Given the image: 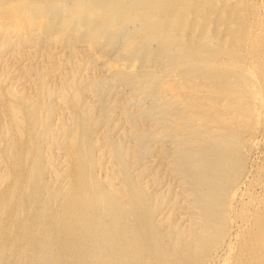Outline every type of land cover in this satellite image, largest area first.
Returning a JSON list of instances; mask_svg holds the SVG:
<instances>
[{
	"label": "rangeland",
	"instance_id": "1",
	"mask_svg": "<svg viewBox=\"0 0 264 264\" xmlns=\"http://www.w3.org/2000/svg\"><path fill=\"white\" fill-rule=\"evenodd\" d=\"M195 4L185 12L184 35L166 54L158 53V39L141 31L144 22L128 24L112 39L106 34L88 38L79 25L70 39L45 29L43 18L10 17L8 6L0 4V197L10 191L12 172L28 170L35 157L37 195L51 198L48 209H56L70 182L74 161L68 147L75 138L89 182L122 191L128 178L147 196L149 218L165 234L164 242L170 245L173 230L172 242L177 236L187 241L203 231L205 219L181 152L197 132L219 138L233 131L242 169L224 198L222 233L197 264L247 260L255 222L264 215V0ZM205 13L210 29L226 39L235 36L237 51L222 49L203 65L185 54L182 44L194 36L218 47L211 31L203 40L188 28ZM32 181L24 183V197ZM13 199L0 210L4 230L11 228ZM31 212L30 207L19 210L13 222L22 224ZM6 256L7 264L18 259L13 252Z\"/></svg>",
	"mask_w": 264,
	"mask_h": 264
},
{
	"label": "bare ground",
	"instance_id": "2",
	"mask_svg": "<svg viewBox=\"0 0 264 264\" xmlns=\"http://www.w3.org/2000/svg\"><path fill=\"white\" fill-rule=\"evenodd\" d=\"M196 1L0 0V4L8 6L6 15L13 17L21 14L32 22L43 18L42 26L45 29L60 30L70 39L75 37L74 30L79 25L85 27L88 38L106 34L112 39L128 24L144 22L141 31L148 38L158 39V53L166 54L171 45L184 35L182 25H185V12L189 8L193 10ZM149 17L156 20L145 22ZM188 25L192 31L202 34L200 39L204 40L209 31L219 39L218 47H213L206 42L200 43L194 36L186 38L182 51L197 60L198 64L210 63L222 49L237 51L235 36L226 39L225 35L218 34L215 27L210 29L206 13L197 25L190 21ZM199 50L206 51L207 56H199ZM177 56L170 58L175 60ZM233 59L239 60V56L234 55ZM217 73L222 75L223 69L217 70ZM12 110L13 116H16L17 112L14 108ZM228 135L219 134L221 137L217 138L209 133L203 135L197 132L183 148L180 162L196 202L202 209L205 228L198 235L192 233L193 236L187 241L177 236L173 242L174 230L170 229V245L164 242L165 234L158 231L149 218L147 196L128 178H125L122 191H108L98 183L89 182L85 157L77 151L75 138L68 147L74 161L70 168V182L66 190L60 192L54 210L48 209L53 202L51 198L41 199L37 195L36 181L40 171L34 157L28 170L19 167L12 172L10 191L5 197V193L0 197V210L8 205L7 201H11L13 195L15 197L8 213L11 228L4 230L0 225V264H7L6 255L9 252L15 254L13 258H18L14 264H197L201 255L213 247L222 233L224 198L242 169L243 161L238 155L239 144L234 140L235 132L230 131ZM85 154H88L87 151ZM29 179L33 180V184L30 185L29 196L24 197L21 191ZM27 207L32 208V212L24 218L23 223L13 222L17 212ZM256 223L257 229L251 235L253 241L248 248V259L239 261L240 264H264V215Z\"/></svg>",
	"mask_w": 264,
	"mask_h": 264
}]
</instances>
